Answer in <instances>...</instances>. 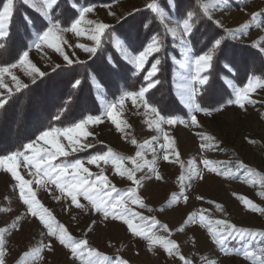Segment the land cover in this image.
Instances as JSON below:
<instances>
[{
    "label": "rangeland",
    "instance_id": "374dc122",
    "mask_svg": "<svg viewBox=\"0 0 264 264\" xmlns=\"http://www.w3.org/2000/svg\"><path fill=\"white\" fill-rule=\"evenodd\" d=\"M189 1H193L199 6L210 2V0ZM149 2L150 0H107L105 4L93 6L94 12L88 14L87 18L106 23L109 27L114 26L131 14L146 9L145 6ZM212 2H214V7L209 10L211 16L209 20L221 30V35L226 32L229 44L235 45V49L242 46V54L247 56L246 65L255 60L260 62L261 57L264 60V53L259 50L264 47V16L260 17L259 26L250 20L252 13L264 12V0H212ZM110 12L113 14L110 15ZM164 17V27L172 28L179 24L165 12ZM246 23L249 24V27L238 39L230 35L233 32H240ZM63 37L68 42L63 45V50L73 61L72 64L87 62L93 57L92 54L75 47L76 44L91 47L92 41L76 37L71 32L64 33ZM172 39L175 41L178 53V58L174 60V89L178 102L187 111L185 118H178L186 121L187 126L178 123L175 126L163 125V127L174 138V147L179 153L180 161L185 164L183 171L187 170V162L193 160L204 177L184 182L186 184L184 195L187 196V202L183 197H180L178 201L171 199L174 194L179 196L181 192L178 178L182 169L176 162L175 153L171 149L167 153L169 161L163 160L165 151L159 148V144L164 143L163 136L154 129L149 130L146 121L152 117L145 113L142 105L134 108L130 101L125 102V108L120 118L125 120L130 127L126 128L124 133H120L105 114L107 103L100 100L102 109L100 117L103 122L86 126L91 135L86 139H80L81 143L91 144L92 147L76 152H71L68 149L69 155L66 157L83 154L92 149L102 151L109 148L124 157H133L137 148L131 144L132 139L143 145L145 141H151L153 137L158 136L159 140L154 141L151 146L156 149V168L162 176V180H156L147 168L137 171L136 178L141 181L137 195L146 207L140 208L133 204H129V207L149 218V226L151 218L159 221V225H167L171 231L170 236L163 232L159 225L153 231L177 243L181 254L190 260L191 264H207L208 261H214L215 264H251L249 260L243 258V248L248 246L252 250L264 243V213L246 210L236 196L246 197L258 208L264 209V198L258 195V193H264V186L262 183H249V181L264 182V89L258 88L251 95V99L255 103L246 105L244 109L227 103L220 106L223 107V111L217 112L214 109L209 111L210 115H205L202 112L195 113L200 127L192 126L189 120L191 113L180 102L179 96L180 85L186 83L184 77L192 74L190 70L183 67L189 53L180 43L179 36L175 39L172 37ZM117 43L123 48L119 42H115L117 50ZM254 44H258L259 47H253ZM28 52L30 62L44 75L55 69L69 66L60 55L47 46L42 45L41 49L32 47ZM118 52L127 62L123 52L121 50ZM233 54L229 58L235 59L236 55ZM249 57L251 61L248 60ZM25 71L20 67L11 70L12 74L16 75L24 85L34 83L33 79L39 80L40 76L26 75ZM4 82L11 89V93L17 92L14 82L8 76H5ZM227 85L232 89V99H234L233 86L229 82ZM40 91L42 99H36L35 110L43 100L45 103L47 98L46 94L42 95V90ZM11 93L0 89V97ZM23 132L24 128L21 131L16 128L12 136L15 137ZM201 133L213 136L218 147L212 150H202L199 135ZM125 135L127 139L124 138ZM10 138L7 136L3 139L0 138V146L9 143ZM60 141L67 146L68 141L63 137H60ZM39 143L48 147V145H43V142ZM64 158L57 157L54 163H69L63 161ZM144 159L149 161L153 159L150 149H145ZM202 159L215 162L221 172L232 169L235 176L225 177L208 173L201 163ZM87 160L88 158L82 161H84V166L93 173L91 179H95V175L103 171L110 184L118 190L123 192L128 188L135 187L126 177L115 174L111 164L101 163L97 167L88 164ZM240 162L246 165L253 175H248V172L242 169L237 170L236 166ZM19 163L20 166L17 169L19 174L25 180H32L33 177L29 176L28 170L23 167V161L21 160ZM124 167L132 168L133 165L125 161ZM30 187L36 192L37 200L49 210L58 224L65 227L73 239L87 240L90 247L95 248L103 255L113 259L120 257L128 261V264H182L178 258L169 257L159 246H154L152 251H148L146 242L139 237L132 236L122 222L105 220L101 214L91 211L90 206L89 210L77 209L72 205L70 198L60 193L54 185L49 184L46 187H41L33 183ZM234 193L236 196L233 195ZM57 197L60 199L57 200ZM79 201L87 205V201L83 200V197H80ZM217 204L221 205L222 210L215 207ZM147 208H151L152 211L149 212ZM0 209L7 210L0 212V229H8L4 233L6 264H20L23 254L41 243L50 244L53 250L49 251L45 248L41 253L42 259L34 262L31 257L24 258V264H79L78 261L70 258L68 250L59 245L54 237L47 235V229L43 227L39 219L27 211L26 205L19 198L18 182L2 168H0ZM201 211L208 219L227 221L237 228L247 229L254 235H246L243 241L229 239L224 245L225 251H222L219 245L212 242L206 227L200 226L198 218L194 224H185L188 214L193 212L199 214ZM14 222H16L15 228L12 227ZM135 223L140 222L135 221ZM181 227H183V231H177ZM90 228L91 230H89Z\"/></svg>",
    "mask_w": 264,
    "mask_h": 264
},
{
    "label": "snow or ice",
    "instance_id": "6c2138e0",
    "mask_svg": "<svg viewBox=\"0 0 264 264\" xmlns=\"http://www.w3.org/2000/svg\"><path fill=\"white\" fill-rule=\"evenodd\" d=\"M22 3L34 9L41 16L46 18L48 22L46 30L37 37L32 47L41 49L42 45L47 46L60 55L68 65H71L73 61L63 50V45L68 43L63 37L64 33L71 32L74 33L76 37H83L92 41L91 47H87L84 44H76L75 47L94 55L101 45L102 37L109 28V25L106 23L87 18L88 14L94 12L93 6L77 8L76 12L78 15L72 20L70 27H63L59 21H54L50 14L54 6L58 5V0H22ZM145 7L156 17L160 18L161 23H163L165 19L164 12L158 0H150ZM199 7L202 9L203 15L211 19L209 10L214 7V2L210 0L209 3L201 4ZM14 9L15 0H2V7H0V39L8 35ZM109 14L112 15L113 13L110 12ZM193 15L192 12H189L187 17L183 18L176 27H165L167 32L174 39L179 36L180 43L184 45L185 50L189 53L183 67L190 70L192 74L184 77L186 83L180 85L179 96L180 102L188 109L189 113H191L189 117L190 124L198 128L200 125L195 113L202 112L205 115H210L211 113L207 109L201 107L196 97L198 93L204 91L201 86L208 85L209 83V76L204 73H208L211 70L214 57L217 56L218 50H222V41L220 39H214L210 47L202 54L192 55V47L189 46V43L193 34ZM262 16H264V12H254L251 14L250 20L252 23L259 26L260 17ZM27 19L30 18H26L25 27H27ZM248 27L249 24L246 23L242 26L240 32H233L230 33V35L238 39L240 35L244 34V30ZM185 38H188V40ZM162 45L163 41L159 36L153 35L149 43L138 54H130L127 49L121 48L118 43L116 46L118 50L123 52L124 58L133 66L135 72L141 73L145 71V65L148 63L149 58L154 57L155 54L161 51ZM253 47H259V45L254 44ZM259 50L261 53H264V47H261ZM160 63L161 61L159 59H155L154 62L151 63L150 68H148L143 75L145 86H142L138 91L124 92L114 103L106 105L105 114L108 120L115 126L117 132L124 133L125 129L130 127L125 120L120 118L125 108V102L130 101L134 108L138 105L143 106L145 113L150 114L152 117L146 121L149 130L154 129L163 136L164 143L159 144V148L165 151L163 160L166 162L169 161V155L167 153L168 150L171 149V151L175 153L176 162L179 163L182 169L181 175L178 178L181 192L179 196L174 194L171 199L178 201L180 197H183L184 201L187 202V196L184 195V188L186 187L184 182L186 180L203 179L204 177L201 170L195 166V161L193 160L187 162V170L186 172L183 171L185 169V164L183 161H180L179 153L174 147V138L171 137L163 127V125L175 126L178 123L187 126V122L175 116L162 115L160 111H158L156 107L150 105L149 101L146 99V94L159 83L158 79L154 80L153 78L157 76ZM18 67L25 69L26 75L35 74L40 77L44 76V73L30 62L29 52L24 51L15 63L0 66V89H4L11 93V89L8 88L4 82L5 76H8L14 82V87L17 92L27 87V85L22 84L17 76L13 75L11 72L12 69ZM224 67L226 71H232L231 65L227 62H225ZM33 82H35V79H33ZM79 84L80 81L77 80L73 87H77ZM258 88L264 89V77L250 75L247 82L242 87H233L235 98L230 99L228 104L244 109L246 105L255 103L251 99V95L255 93ZM6 102V100L0 99V108H3ZM215 111H223V107H218ZM59 118V116L56 117V119ZM102 122L100 116L89 115L79 122L72 124L71 127H51L48 130L42 131L34 141L23 145L25 151L12 152L9 155L0 157V168L10 173L11 177L18 182L19 198L23 204L26 205L27 211L33 217L39 219L43 227L47 229V235L49 237H54L59 245L68 250L70 258L78 261L79 264H128V261L120 257L113 259L107 255H103L95 248L90 247L88 241L85 239H73L65 227L58 224L49 210L44 208L37 200L36 192L30 187L33 183L41 187H46L49 184L54 185L60 193L70 198L72 205L77 209L89 210L90 206V210L101 214L103 219L122 222L126 225L127 231L131 233L132 236L139 237L146 242L148 251H152L154 246H159L169 257L178 258L182 264H191V261L181 254L177 243L153 231V229L159 225V221L155 218H151L149 226V218L140 215L129 207V204L137 205L140 208L146 207L142 199L137 195V190L141 184V181L136 178L137 171L147 168L149 172L154 175L156 180H162V176L156 168V149L151 146L154 141L159 140L158 136L153 137L151 141H145L143 145L139 144L135 139H132L130 141L131 144L137 148L133 157H124L109 148L103 153L94 154L88 158L87 163L97 167H99L101 163L105 165L111 164L115 174L126 177L127 180L135 185V187L128 188L123 192L110 184V181L103 174V171L96 174L95 179H91L90 177L93 176V173L84 166V161L80 159H75L73 162L69 163H54L57 157L68 156V149H70L71 152H76L92 147L91 144L81 143L80 139H86L91 135V133L87 131L86 126L96 125ZM199 135L201 140L200 147L202 150H212L218 147L213 136L203 133ZM60 137L68 141L67 146L62 144ZM124 138L127 139V136L125 135ZM39 142H43V145H48V147L42 146ZM146 148L150 149L153 154V159L150 161L144 159V151ZM21 160L23 161V167L28 170V175L33 177L32 180H25L17 171ZM125 161L131 163L133 167L125 168ZM201 163L208 173H214L225 177L235 176L232 169L221 172L215 162L208 159H202ZM236 167L237 170L242 169L248 172V175H253L242 162L238 163ZM249 183H262V186H264V182L262 181H249ZM233 195L236 196L235 193ZM258 195L264 198V193H258ZM80 197H83V200L87 201V205L80 203ZM236 198L242 202L246 210L264 213V209L258 208L257 205L248 198L243 196H236ZM59 199L60 198L57 197V200ZM215 207L218 210H222L219 204L215 205ZM147 210L149 212L152 211L151 208H147ZM3 211L7 210L0 209V212ZM197 218L200 226L206 227L212 242L219 245L222 251H225L224 245L229 239L243 241L246 235H254L248 232L247 229L237 228L227 221L208 219L203 214V211L199 214L196 212L188 214L185 224H194ZM18 220L19 217L17 218V221ZM135 221H139L140 223H135ZM159 226L163 232L168 233L169 236L171 235V231L167 225ZM12 227H16V222L13 223ZM89 230H91V228ZM5 231H8V229H0V264H6V251L4 247ZM177 231H183V227L178 228ZM45 248L49 251L53 250L50 244L41 243L33 247L30 251H26L23 254L20 264H24V258L27 257H31L33 262L42 259L41 253ZM243 258L249 260L251 264H264V243H261L259 247L252 250H250L248 246H245L243 248ZM207 264H215V262L208 261Z\"/></svg>",
    "mask_w": 264,
    "mask_h": 264
},
{
    "label": "trees",
    "instance_id": "16d2710c",
    "mask_svg": "<svg viewBox=\"0 0 264 264\" xmlns=\"http://www.w3.org/2000/svg\"><path fill=\"white\" fill-rule=\"evenodd\" d=\"M106 2L107 0H58V5L54 6L50 14L53 20L59 21L63 27H70L72 20L78 15L77 8ZM158 3L162 11L178 23L186 18L189 12L194 14L193 34L189 43L192 55L202 54L214 39L222 41V50H218L217 56L214 57L211 70L204 73L209 76V83L201 86L204 91L198 93L196 97L202 108L213 111L232 99V89L227 82L233 87H242L250 75L264 77L263 58H260V62L256 60L252 62L249 57L248 60L251 62L246 65L247 56L242 54V46L235 49V45L229 44L226 32L221 35V30L203 15L197 3L189 0H161ZM26 18H30L27 19V27L24 26ZM47 26L46 18L24 5L22 0H15L8 35L0 39V66L15 63L24 51L32 48L33 42ZM153 35H158L163 41L162 49L154 57L149 58L144 72L136 73L135 69L122 58L115 47V42H119L130 54H138ZM233 53L236 55L235 59L229 58L234 55ZM177 58L175 41L160 18L147 9L131 14L121 23L106 30L100 47L87 62L55 69L19 92L0 97L7 101L4 107L0 108V138L11 137L9 143L1 144L0 157L12 152L25 151L23 145L31 143L40 132L51 127H71L89 115L100 116L102 113L100 100L107 104L114 103L124 92L138 91L145 86L143 75L155 59L161 61L157 76L153 78L158 79L159 83L146 94V99L164 116L185 118L187 111L178 102L174 89V60ZM225 62L231 65L232 71H226ZM77 80L80 81L79 86L73 87ZM40 90L42 95L46 94L48 101L47 98L45 103L43 100L35 110L36 99H42ZM57 116L60 118L56 119ZM16 128L20 131L24 128V132L13 137ZM107 150L92 149L62 160L65 162L85 160L91 155Z\"/></svg>",
    "mask_w": 264,
    "mask_h": 264
}]
</instances>
